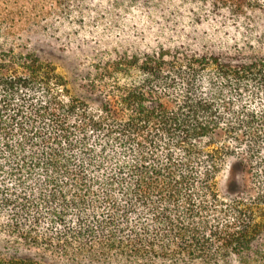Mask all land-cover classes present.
Masks as SVG:
<instances>
[{"label": "trees", "instance_id": "obj_1", "mask_svg": "<svg viewBox=\"0 0 264 264\" xmlns=\"http://www.w3.org/2000/svg\"><path fill=\"white\" fill-rule=\"evenodd\" d=\"M130 1L237 20L264 11V0ZM254 47L161 45L106 63L75 93L36 53L0 46V264L263 262ZM231 162L242 185L224 198Z\"/></svg>", "mask_w": 264, "mask_h": 264}, {"label": "rangeland", "instance_id": "obj_2", "mask_svg": "<svg viewBox=\"0 0 264 264\" xmlns=\"http://www.w3.org/2000/svg\"><path fill=\"white\" fill-rule=\"evenodd\" d=\"M248 42L264 55V11L237 20L197 13L181 1L143 6L130 0H0V46L14 44L36 53L75 93L85 79L96 78L101 67L124 55L161 45L215 51ZM241 185L242 175L231 162L219 176L218 189L224 198H233ZM230 264L248 262L233 259Z\"/></svg>", "mask_w": 264, "mask_h": 264}]
</instances>
